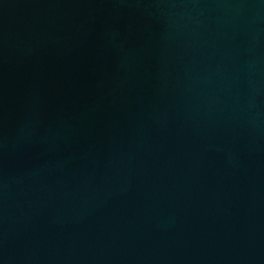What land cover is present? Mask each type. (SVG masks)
I'll return each mask as SVG.
<instances>
[{
  "label": "water",
  "instance_id": "95a60500",
  "mask_svg": "<svg viewBox=\"0 0 264 264\" xmlns=\"http://www.w3.org/2000/svg\"><path fill=\"white\" fill-rule=\"evenodd\" d=\"M0 264H264V0H0Z\"/></svg>",
  "mask_w": 264,
  "mask_h": 264
}]
</instances>
